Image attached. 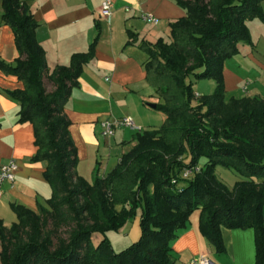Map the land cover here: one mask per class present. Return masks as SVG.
I'll return each instance as SVG.
<instances>
[{
	"label": "trees",
	"instance_id": "16d2710c",
	"mask_svg": "<svg viewBox=\"0 0 264 264\" xmlns=\"http://www.w3.org/2000/svg\"><path fill=\"white\" fill-rule=\"evenodd\" d=\"M0 1L19 52L11 63L0 58V69L24 84L7 93L20 104L18 122L34 126L37 152L31 160L47 161L44 177L52 187L38 210L12 204L18 220L11 227L0 218V264H176L171 243L196 209L202 234L218 251L225 249L222 226L253 228L256 264H264V97L227 102L224 78L238 43H252L247 22L264 21V0H176L186 12L171 24L172 41L141 43L149 54L146 77L163 99L156 107L166 119L137 131L135 145L106 176L96 166L91 182L77 172L65 108L99 36L69 65L50 71L31 7L22 0ZM191 77L214 78L216 90L197 97ZM193 98L200 99L197 106ZM223 106L228 113L222 117ZM203 156L208 161L201 171L183 179V169ZM218 165L238 173L232 189L216 175ZM137 216L139 239L116 251L107 232ZM97 233L102 238L96 244Z\"/></svg>",
	"mask_w": 264,
	"mask_h": 264
},
{
	"label": "crops",
	"instance_id": "0c3cea01",
	"mask_svg": "<svg viewBox=\"0 0 264 264\" xmlns=\"http://www.w3.org/2000/svg\"><path fill=\"white\" fill-rule=\"evenodd\" d=\"M22 1L31 7L39 24L36 36L46 51L50 71L69 65L73 54L87 52L99 36L94 56L84 65L65 112L78 150L77 172L92 181L98 166L100 174L106 176L135 145V132L157 124L150 104L159 95L147 80L149 54L141 43H156L160 38L171 42V24L186 11L176 0H113L110 16L100 14L103 0ZM262 7L264 10V1ZM2 12L0 1V58L11 63L19 52L13 29L3 22ZM145 13H152L159 22H146ZM247 24L252 43L239 42L238 53L224 65L227 102L232 97H264V21L256 18ZM23 87L17 76L0 69V165L12 158L18 163L16 180L5 182L0 194V218L5 226L18 220L12 204L38 210V202L46 205L52 195L44 177L47 161L31 160L37 152L34 126L18 122L20 104L7 93ZM125 116L132 117L141 129L122 126L112 136H102V121ZM200 212L198 209L190 215L187 226L171 243L176 264H190L200 254L208 255L215 264H256L253 228L222 226L225 249L218 251L200 230ZM140 235L139 216L115 234L109 232L114 246H128Z\"/></svg>",
	"mask_w": 264,
	"mask_h": 264
},
{
	"label": "rangeland",
	"instance_id": "374dc122",
	"mask_svg": "<svg viewBox=\"0 0 264 264\" xmlns=\"http://www.w3.org/2000/svg\"><path fill=\"white\" fill-rule=\"evenodd\" d=\"M190 79L192 81L193 90L195 92L198 91L201 96H207V95L213 94L214 91L216 90L217 81L214 78H208V77L195 78V77H191ZM46 85H47V89L49 91L53 90V84L50 81H46ZM225 85H226V83H225ZM197 97H199V96H197ZM156 98L157 99L154 100V101H151V103L156 104V105L163 103V99L160 96H157ZM199 100L200 99L193 98L192 104L194 106H197L200 103ZM151 108H152V111L154 112V115L156 114V118H155L156 120L155 121H157V124L154 123L153 126L146 127L145 130H150V129L157 128V127L161 126L164 123L165 119H166L165 113L160 108L152 107V106H151ZM203 108L205 109L206 107L204 106ZM227 113H228V109L226 107H224V106L219 111V115L222 116V117L225 116ZM185 161H186V163L188 165L192 161L191 154L189 152L185 154ZM207 161H208V157L207 156H203L198 161L197 165L199 167H203L205 165V163H207ZM215 173L218 176V178H220V180H222L231 189L234 187L235 182L238 179V173H236V171L234 169L225 167L223 165L216 166ZM194 177H195V174L191 175L189 178H187V180H192ZM196 210H198V209H196ZM15 222L16 221L12 222L9 225H6V227L7 226L11 227ZM118 231H120V229L115 230V231H108L107 235L109 237V232H112V234H115V232H118ZM121 232H124V231L121 230ZM101 238H102L101 234H98V233L94 234V236H93L94 243L97 244L100 241ZM125 245L127 246V244H125ZM126 246H121V245H118L117 243H115V246L113 245V247H114V249L116 251H119V250L123 249Z\"/></svg>",
	"mask_w": 264,
	"mask_h": 264
},
{
	"label": "built area",
	"instance_id": "2783aa9c",
	"mask_svg": "<svg viewBox=\"0 0 264 264\" xmlns=\"http://www.w3.org/2000/svg\"><path fill=\"white\" fill-rule=\"evenodd\" d=\"M114 9V2L113 0H103L100 14L102 16H110ZM143 19L146 22H151L157 24L159 22V18L153 15L152 13H145L143 15ZM197 96H200L199 93H196ZM127 126L137 130L141 128L137 126L134 122V119L130 116L119 117V118H112L106 119L101 122V134L104 137L112 136L116 128ZM202 167L198 165H193L190 167H186L183 169L181 173V177L183 179L189 178L191 175L199 173ZM18 170V163L15 159H10L5 163L0 165V194L2 192V186L5 182L13 183L16 180V171ZM190 264H215V262L206 254H200L195 259L191 261Z\"/></svg>",
	"mask_w": 264,
	"mask_h": 264
},
{
	"label": "water",
	"instance_id": "95a60500",
	"mask_svg": "<svg viewBox=\"0 0 264 264\" xmlns=\"http://www.w3.org/2000/svg\"><path fill=\"white\" fill-rule=\"evenodd\" d=\"M150 106H152V107H156L157 105H156V104H153V103H151V104H150Z\"/></svg>",
	"mask_w": 264,
	"mask_h": 264
}]
</instances>
